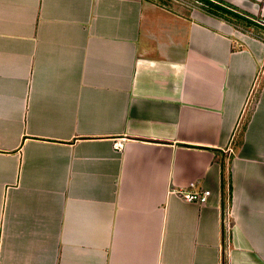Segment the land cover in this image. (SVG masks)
I'll use <instances>...</instances> for the list:
<instances>
[{"label":"crops","instance_id":"obj_1","mask_svg":"<svg viewBox=\"0 0 264 264\" xmlns=\"http://www.w3.org/2000/svg\"><path fill=\"white\" fill-rule=\"evenodd\" d=\"M170 4L0 0V264H264V38Z\"/></svg>","mask_w":264,"mask_h":264},{"label":"trees","instance_id":"obj_2","mask_svg":"<svg viewBox=\"0 0 264 264\" xmlns=\"http://www.w3.org/2000/svg\"><path fill=\"white\" fill-rule=\"evenodd\" d=\"M198 1L202 2L206 7H208L212 11H216L217 13H223V14H226L227 16L230 15L229 13L225 12L224 10L220 9L218 6H215L214 4L210 3L209 1H206V0H198ZM235 18L237 20L241 21V22H244V24H246V25L254 26L253 24H251L249 21H246L245 19H240L238 17H235ZM254 27H256V26H254ZM256 28H258V27H256ZM245 124L243 126V129L246 126ZM243 129H242V131L239 134L240 141L236 142L235 149H237L238 146L240 145L241 138H242V135H243ZM215 151H216V154L219 155L218 163H219L220 168H221V205H222V208H223L225 206V198H227V200L229 202L230 198H231V192H232L230 173L228 174V183H227V186H226V179H225V176H224V170H225L226 166H230V162H231V159H232L233 155L230 154L229 156L226 157V155H224L219 150H215ZM223 236H224V234H223ZM221 262H222V264H226L225 257L222 256Z\"/></svg>","mask_w":264,"mask_h":264},{"label":"rangeland","instance_id":"obj_3","mask_svg":"<svg viewBox=\"0 0 264 264\" xmlns=\"http://www.w3.org/2000/svg\"><path fill=\"white\" fill-rule=\"evenodd\" d=\"M164 1V0H163ZM166 3H171L170 6H172L173 10L177 13H182L183 15H187L190 13L192 8L194 7H203V4L198 0H165ZM226 18H229L228 16ZM230 21L236 22L242 29H245L247 31L253 32L261 37L264 38V30L260 28H256L254 26H249L244 24V22H241L238 20V22L234 19L229 18Z\"/></svg>","mask_w":264,"mask_h":264},{"label":"built area","instance_id":"obj_4","mask_svg":"<svg viewBox=\"0 0 264 264\" xmlns=\"http://www.w3.org/2000/svg\"><path fill=\"white\" fill-rule=\"evenodd\" d=\"M242 32H249L245 29L241 28ZM251 34L253 35V33L251 32ZM261 37V36H259ZM262 38V37H261ZM114 147L115 148H121L122 147V143L119 141L114 142ZM229 151L231 152L232 149H229ZM178 195H180L185 201L188 202H195L198 204H203L206 202L210 191L207 189H204L203 187H201L199 190H196V185L194 182H190L189 184H187V186L185 188H180L177 191ZM225 225V224H224Z\"/></svg>","mask_w":264,"mask_h":264},{"label":"water","instance_id":"obj_5","mask_svg":"<svg viewBox=\"0 0 264 264\" xmlns=\"http://www.w3.org/2000/svg\"><path fill=\"white\" fill-rule=\"evenodd\" d=\"M234 13V12H233ZM235 15H238V14H236V13H234ZM239 16V15H238ZM240 17H242V16H240ZM245 20H247V21H249L251 24H253L254 26H256V27H258V28H260V29H262V30H264V23H262V22H260V21H254V20H252V19H248V18H245V17H243Z\"/></svg>","mask_w":264,"mask_h":264}]
</instances>
